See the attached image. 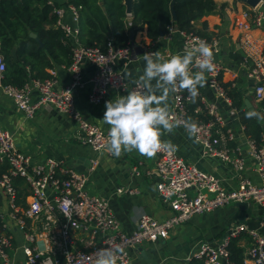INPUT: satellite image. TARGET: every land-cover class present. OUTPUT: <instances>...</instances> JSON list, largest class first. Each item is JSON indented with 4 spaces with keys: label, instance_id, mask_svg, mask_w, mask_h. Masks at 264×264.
I'll return each mask as SVG.
<instances>
[{
    "label": "built area",
    "instance_id": "obj_1",
    "mask_svg": "<svg viewBox=\"0 0 264 264\" xmlns=\"http://www.w3.org/2000/svg\"><path fill=\"white\" fill-rule=\"evenodd\" d=\"M46 4L55 16L54 27L62 32L70 45L71 59L66 67L70 83L57 88L56 69L48 70V78L37 79L30 76L26 67L29 77L22 87L4 85L2 79L6 64L0 54V92L12 101L26 119H33L42 107H52L66 115L77 123L78 131L74 139L99 154L105 150L108 130L87 121L75 109L73 92L82 85L84 62L94 68V73L88 79L90 89L87 102L91 106H102L104 112L106 101L118 95H127L124 87L128 90L142 87L123 80V73L118 68L120 63L125 64L130 60V43L125 47H115L108 42L104 49L86 47L80 42V7L66 4V0H46ZM263 7L264 0H258L255 7L242 14L243 20L238 26L244 30L261 28ZM127 25L131 26V23ZM181 36L183 50H192L198 40L206 41L212 47L216 67L212 73H205L206 86L231 105L222 86V75L226 70L217 60L220 52L218 38H205L192 32H181ZM242 43L245 51L242 65L247 78L254 83V100L264 105V48L254 53L255 45L248 35L243 37ZM173 55L165 53L162 56L167 60ZM192 71H196L195 67ZM34 93L36 100L32 99ZM171 98L170 113L178 121L187 120L188 108L193 104L188 93H171ZM196 101L198 104L194 113L206 117V120L194 121L200 131L192 139L200 146L203 157L216 159L238 172V186L226 190L219 178L202 172L175 151L158 152L155 155V190L172 215L157 220L143 214L131 233L120 229L107 200L88 192V178L95 169L97 159L91 160L84 172L67 169L54 159L32 163L30 157L17 150L13 133L0 127V203L5 201V211H0V230L5 227L4 221L7 219L16 223L23 234V264H96L97 255H106L102 250L109 248L116 264H129L130 250L146 242L167 238L175 226L194 215L242 202L264 208V147L257 146L249 139L247 141L248 155L254 161V170L259 179L257 184L243 175L244 159L232 156L231 145L235 141V134L226 126L217 106L208 102L201 90ZM134 174L138 176L139 172L134 169ZM15 180L22 181L28 189L24 202L19 200ZM124 191L127 190L117 189L119 194ZM241 234L248 235L251 241L250 247L244 250L242 264H264V237L245 224L229 229L223 241L216 246L207 242L198 243L189 251L185 261L187 264H234L230 260L228 246ZM9 245V239L0 234L2 264H13L6 251Z\"/></svg>",
    "mask_w": 264,
    "mask_h": 264
},
{
    "label": "crops",
    "instance_id": "obj_2",
    "mask_svg": "<svg viewBox=\"0 0 264 264\" xmlns=\"http://www.w3.org/2000/svg\"><path fill=\"white\" fill-rule=\"evenodd\" d=\"M212 1L217 5L215 12L195 22L194 27L208 37L218 38L220 52L217 55V60L226 70L222 75V83H234L231 88H235L241 94V111L248 113L254 110L264 117V105L254 100V83L247 78L242 65L245 53L242 42L245 35H248L253 41L254 53L264 48V20L261 28L244 30L238 24L243 20L242 14L252 7L238 0ZM223 4L225 6L221 8ZM130 47V60L125 64L120 63L118 66L123 75L125 72L132 73V77L127 80L130 83L143 72L145 65L142 55L144 53L159 51L161 55L165 53L176 55L184 52L181 32L174 31V26L168 34L155 42H150L147 39L144 28L132 36ZM66 67L67 65L62 64L54 68L57 72V88H62L70 83V74ZM48 70L45 71L48 73ZM93 73L94 68L84 62L82 64V85L73 92L75 109L87 121L102 130H108V126L101 122L104 108L91 106L87 102L90 89L88 79ZM152 84L155 85L156 81L153 80ZM200 90L208 102L217 106L225 119L226 126L233 130L235 141L231 145L232 156L244 159L243 175L258 184L259 179L254 170V161L248 155V139L240 123L238 112L225 100L218 98L207 86ZM36 98L37 95L34 93L32 99L36 100ZM245 100L249 101V108L245 106ZM167 106L169 110L172 107L171 93L167 98ZM255 119L262 128V146L264 147V119ZM0 127L13 133L17 150L30 157L32 163L54 159L67 169L84 172L89 168L90 161L97 159L95 169L88 178V192L108 201L123 232H133L143 214L150 215L157 220H164L172 215L169 207L161 202L155 190L157 182L154 173L156 156L148 158L133 151L122 153L119 158H116L109 155L106 150L96 154L74 139V135L78 131L77 123L66 115L58 113L52 107H42L33 119H26L15 108L12 101L1 92ZM161 139L174 144L176 146L175 153L186 162L196 166L204 173L219 178L224 189L237 188L238 172L216 159L203 157L200 146L192 138H189L182 126L174 129L173 133H165ZM134 169L139 172L138 176L134 174ZM14 183L19 200L24 202L28 197L26 185L20 180H15ZM119 188L127 191L119 194L117 193ZM132 191L135 193H131ZM237 204L194 215L188 221L175 226L167 238L159 239L156 242H146L130 250L129 264H187L185 257L198 243L207 242L216 246L223 241L229 229L240 224H245L249 229L256 230L264 237V208L244 203L247 205L244 209L238 207ZM0 207V211L2 209L5 211V201L0 203ZM4 224L5 227L0 230V234L1 237L9 239L10 245L6 249L7 254L13 264H23L24 255L21 250L23 234L14 221L7 219ZM236 244L242 250H246L250 247L251 241L248 235L241 234L236 239ZM0 264H2L1 259Z\"/></svg>",
    "mask_w": 264,
    "mask_h": 264
},
{
    "label": "trees",
    "instance_id": "obj_3",
    "mask_svg": "<svg viewBox=\"0 0 264 264\" xmlns=\"http://www.w3.org/2000/svg\"><path fill=\"white\" fill-rule=\"evenodd\" d=\"M66 4L80 7L81 44L100 49L108 42L115 47H125L130 43L131 32L135 34L144 28L150 42L168 34L173 26H177L179 32L211 38L196 30L194 23L215 12L217 7L212 0H134L128 16L123 0H66ZM54 22L55 16L46 0H0V54L6 64L4 85L22 87L29 77L26 67L30 76L45 79L49 77L46 69L70 64V45L54 27ZM29 33L37 35L41 48ZM12 49H15L16 59H13ZM222 86L231 107L238 112L247 139L262 146V128L254 117L249 119L247 113L241 111V94L231 88V83H222ZM197 104L196 101L189 106L187 120H206L194 113ZM228 249L230 260L242 264L244 250L237 246L236 239L230 241Z\"/></svg>",
    "mask_w": 264,
    "mask_h": 264
},
{
    "label": "clouds",
    "instance_id": "obj_4",
    "mask_svg": "<svg viewBox=\"0 0 264 264\" xmlns=\"http://www.w3.org/2000/svg\"><path fill=\"white\" fill-rule=\"evenodd\" d=\"M142 59L143 72L131 81L142 87L128 90L123 84L127 95H118L105 102L101 122L108 126V131L104 148L116 158L133 151L148 158L161 151H174L176 146L161 137L181 126L189 138L196 137L200 131L198 125L190 119L176 120L168 109L167 98L170 93L186 91L188 98L195 103L199 89L208 83L205 73H212L216 67L213 49L203 40H198L192 50L185 49L183 54L178 53L167 60L159 51L146 52ZM122 77L127 81L132 73L125 72ZM253 117L264 119L260 113L249 111L247 118ZM102 251L106 255H97L96 264H116L111 248Z\"/></svg>",
    "mask_w": 264,
    "mask_h": 264
},
{
    "label": "water",
    "instance_id": "obj_5",
    "mask_svg": "<svg viewBox=\"0 0 264 264\" xmlns=\"http://www.w3.org/2000/svg\"><path fill=\"white\" fill-rule=\"evenodd\" d=\"M133 1L134 0H123V4L125 5V12L127 13V15L131 14ZM238 1H241L242 3H244V4H246V5L250 6V7H255L257 5V3H258V0H238ZM173 19L175 20V15L174 14H173ZM174 31H176V32L178 31V27L177 26H174ZM133 35H134V33L131 32V38H132ZM29 37L34 39L38 43L39 48L42 47V43L37 38L36 34L29 33ZM11 54L13 55V59H16L15 49L11 50ZM244 103H245V106L247 108H249V101L245 100ZM237 206L245 209V207L247 205H245L244 203H238Z\"/></svg>",
    "mask_w": 264,
    "mask_h": 264
}]
</instances>
